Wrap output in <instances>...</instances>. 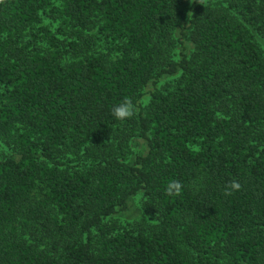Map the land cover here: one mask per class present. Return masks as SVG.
<instances>
[{
    "label": "trees",
    "instance_id": "1",
    "mask_svg": "<svg viewBox=\"0 0 264 264\" xmlns=\"http://www.w3.org/2000/svg\"><path fill=\"white\" fill-rule=\"evenodd\" d=\"M0 264H264V0H0Z\"/></svg>",
    "mask_w": 264,
    "mask_h": 264
},
{
    "label": "rangeland",
    "instance_id": "2",
    "mask_svg": "<svg viewBox=\"0 0 264 264\" xmlns=\"http://www.w3.org/2000/svg\"><path fill=\"white\" fill-rule=\"evenodd\" d=\"M41 26H45V27L50 28L52 31H56L58 28V23L52 22L50 19L43 18ZM152 91H153V87L148 86L145 89L143 96L137 105H139L140 107H143L147 103L149 99V94ZM130 148L133 154H144L146 152L145 145L140 139L139 140L135 139L134 141H132ZM2 149L6 150L3 147ZM140 204H141V195L132 197L130 201L128 202L127 207L122 211H118L113 216V219L116 220L122 226H126L127 224H131L134 222H138L140 220H144L145 216L141 210Z\"/></svg>",
    "mask_w": 264,
    "mask_h": 264
},
{
    "label": "clouds",
    "instance_id": "3",
    "mask_svg": "<svg viewBox=\"0 0 264 264\" xmlns=\"http://www.w3.org/2000/svg\"><path fill=\"white\" fill-rule=\"evenodd\" d=\"M134 109L133 106L130 102L127 100L117 104L116 106L113 107L112 109V116L117 120V121H124L128 118H130L133 115ZM182 185L178 181H172L168 184L167 191L171 194L175 192L178 194L181 190ZM240 189V184L232 181L227 189L226 192H231L233 190H239Z\"/></svg>",
    "mask_w": 264,
    "mask_h": 264
}]
</instances>
